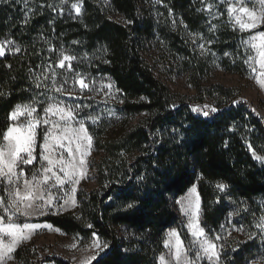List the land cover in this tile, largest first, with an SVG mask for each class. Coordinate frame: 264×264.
Instances as JSON below:
<instances>
[{"label": "trees", "instance_id": "obj_1", "mask_svg": "<svg viewBox=\"0 0 264 264\" xmlns=\"http://www.w3.org/2000/svg\"><path fill=\"white\" fill-rule=\"evenodd\" d=\"M59 1L0 2V38L11 37L19 49L0 56V142L17 104L45 97L42 107L56 92L63 48L79 57L69 76H108L120 96L86 122L91 184L82 183L74 209L38 219L107 242L109 250L91 264H158L170 227L190 239L173 198L196 184L201 224L209 235L222 233L219 264L261 261L264 243L248 236L264 216V162L253 156L264 157V119L232 87L197 82L195 95H177L159 73H170L171 60L184 54L183 24H196L192 0H164L166 14L181 16L177 28L166 17L159 25L142 8L151 0H83L79 18L60 13ZM205 101L217 111L208 117L192 111L191 104ZM221 183L228 186L223 192ZM131 202L137 207L127 209ZM229 221L230 235L223 234ZM13 256L19 264L42 261L31 243ZM44 259L71 264L60 256Z\"/></svg>", "mask_w": 264, "mask_h": 264}, {"label": "rangeland", "instance_id": "obj_2", "mask_svg": "<svg viewBox=\"0 0 264 264\" xmlns=\"http://www.w3.org/2000/svg\"><path fill=\"white\" fill-rule=\"evenodd\" d=\"M100 1L105 3V5L109 2V0ZM230 2L232 6H240L236 4V0H230ZM73 5H77L80 8L79 13L76 12ZM209 5H213V7L209 9ZM243 6L247 7L249 10L257 12L259 9V5L254 7L251 3L244 4ZM228 7L229 4H221L219 0H192L191 8L194 10L193 19L196 24L193 27H190L189 24L186 23L183 24L184 54L180 55L177 53L175 59L171 60L173 69L170 73L166 71L159 73L161 78L167 82L171 91L177 95H195L197 90L194 85L197 82L202 86L222 84L227 87H232L236 93H239L241 98L252 102L258 114L264 119V84L260 83V81H264V68L261 67L259 62L261 58L259 57L257 50L251 46V43H243L249 41L251 36L256 35L263 30H261L259 26L256 29H246L241 31L239 24L235 22L234 18L236 14L240 13H234L233 17L230 19L228 15ZM58 8L60 13H71L73 16L79 18L83 13V0H66V2L60 0L58 2ZM142 8L145 10H151L156 16V22L159 23V25L163 24L165 17L170 18L174 28H177L178 24L183 22L180 14L177 12L172 11L167 12L166 14L168 6L164 0L143 1ZM240 15L242 20L249 22L247 16H244L243 14ZM114 16L115 18H118L119 15ZM213 25H215V29L212 28ZM8 41H11L12 43H6ZM209 41H211V43H209ZM252 43L259 44V41H254ZM201 44L204 45L203 49L200 47ZM0 45L3 46L4 53L16 49V43L11 37L0 38ZM62 51L63 53L60 61L64 56L72 57L68 54L66 48H63ZM225 53H228L229 55H225ZM250 57L251 59H249ZM78 58L79 57H76L74 60L76 61ZM72 61L73 59L64 61V66L61 67L63 69L62 72L59 73L57 83V88H60L61 91L53 93L50 96L52 99L46 101L42 107L40 106V102H42L45 97H40L36 103H20L19 105L21 106L28 104L31 107H34L36 112H34L32 116H29L28 113L25 112L15 120L11 119L9 127L18 126L20 124L26 125L33 119L59 121L58 115H52L51 113L46 114L44 111V109L52 103H58L59 106L64 107L65 109L71 107L74 110L75 120H84L86 128V122L88 120H95L99 113L103 114L108 112L107 107L105 106L106 103H114L120 96L112 80L105 75L101 76L98 74L92 76L90 74H83L76 71H74L75 73H73V75L69 76L67 73L73 72V70L68 71ZM245 61L248 62L245 63ZM181 68L183 70H181ZM81 80L87 85V88L82 87L80 83ZM83 100L85 101L83 102ZM191 108H198L206 111L213 107L211 106L210 101H205L203 103H193L191 104ZM195 113L200 114L199 111ZM89 117H91V119H89ZM60 123L61 126H63L64 122L60 121ZM51 126V123H40L37 126L36 148L34 152L37 159L34 161L33 165L23 166L26 174L25 178L30 179L32 172L41 168L39 154L42 151V148L40 146L44 143L43 137L45 131ZM72 126L78 127L74 122ZM55 131L57 135L60 134V129H56ZM87 132L88 135L91 136L88 129ZM39 136H41V141L38 145L37 142ZM50 143L55 149V159L59 160L62 150L56 147L54 141H50ZM64 143L67 144L68 141H64ZM72 146L75 148V143H73ZM92 153L93 147L91 145L89 154L84 157L86 164L81 169L84 172V175L80 177L78 184L65 183L62 188L58 187L52 190V195L60 196L61 199H54L52 206L50 208L44 207L42 213L33 212L30 216L17 215L13 218L14 222L20 225L21 228L26 223L37 225V227L32 229H23V235L27 238L21 240L15 246L13 252L23 243H31L36 258L42 260L40 264H54L52 261L44 259L49 256L65 257L71 264H81L83 259L89 256H96L97 249L93 246V241L98 237L101 243L105 242L97 234H95V236L93 234L90 236H84L80 233H67L48 221L38 219L47 214H57L75 208L77 204V193L80 190L82 183L87 181L88 184H91L89 162ZM63 156L65 160L70 159L67 151H63ZM75 157L76 163L78 164L80 159L79 153H75ZM43 164L47 166V161H44ZM53 170L63 177V173L59 172L58 167ZM52 182L54 181H50V183ZM20 187L21 189L23 188V181H21ZM73 187L76 188L75 192L72 191ZM193 189H195V193H193ZM196 194L199 196L197 185L193 184L183 194L173 198L177 211L181 217V221L184 222L190 239L185 242L178 226L170 227L165 233L164 248L158 256V264H161L160 258L162 256L164 257V264H174L176 238H169V233L173 230L179 234V239L182 241L184 249L187 250L188 259L190 261H193L194 264H216L214 260L209 261L204 257L202 252L201 258L199 260L196 259V248L193 247V244L196 243L198 247V239L202 240L204 237L196 238L192 235V232L188 227L189 218L182 210V205L186 206L189 198L193 200V203L195 202ZM0 197L4 198L5 204L8 203L7 191L3 186H0ZM65 200L69 201V203L65 204ZM73 200L75 201L74 204L72 203ZM199 200L201 205L200 196ZM62 205L63 207H61ZM7 215L8 214L4 213L3 209L0 208V216L4 217L2 223L5 225L8 223ZM199 220L200 227L204 229L201 224V211ZM230 224L229 221L224 225L223 234H226L227 232V235L229 234L231 228ZM205 236L217 245V250L220 254L221 239L216 240L215 237L219 236L222 238V233L209 235L205 231ZM0 239L7 244L11 238L4 233H0ZM166 240H169V247H165ZM13 252L10 254L11 258L6 259L3 264H19L13 256ZM253 261H259V259L256 258Z\"/></svg>", "mask_w": 264, "mask_h": 264}, {"label": "snow or ice", "instance_id": "obj_3", "mask_svg": "<svg viewBox=\"0 0 264 264\" xmlns=\"http://www.w3.org/2000/svg\"><path fill=\"white\" fill-rule=\"evenodd\" d=\"M0 2L6 3L7 0H0ZM64 2H66V0H64ZM219 2L221 4H229L228 15L230 19L233 17L234 13H240L249 18V22H245L242 20L240 14L235 15V22L239 24L241 31L256 29L261 24H264V0H236V4L240 5L239 7L232 6L230 0H219ZM248 3L253 4L254 7L259 5L258 12L249 10L247 7L243 6ZM208 7L211 9L213 5H209ZM73 8H75L77 13L80 12V8L77 5H73ZM212 28L215 29V25H213ZM254 41H259V44L252 43ZM6 43L11 44L12 42L8 41ZM209 43H211V41H209ZM243 43H251V46L257 50L261 58L259 62L261 67L264 68V31L258 32L256 35L251 36L249 41ZM200 47L203 49L204 45L201 44ZM16 50L19 51L18 48ZM4 54L3 46L0 45V56ZM225 55L229 54L225 53ZM72 59L75 58L64 56L59 66L63 67L64 61ZM249 59H251V57ZM247 62L248 61H245V63ZM53 75H55V73H53ZM80 83L82 87L87 88L83 80H81ZM260 83L264 84V81H260ZM36 86L41 87L39 83ZM55 90L57 92L61 91L60 88H56ZM0 95H3V93H0ZM49 99L52 98L50 97ZM33 103H36V101H33ZM234 103H236V101H234ZM44 111L46 114L51 113L52 115H58L59 121L33 119L26 125L20 124L18 126L9 127L3 134L2 142H0V186H3L7 191L8 198V203L5 204L4 198L0 197V208L3 209L4 213L8 214V223L6 225L2 223L4 217L0 216V233H4L11 238L7 244L0 239V264H3L6 259H10V254L13 252L15 246L21 240L27 238L23 235V229L37 227V225L26 223L21 228L20 225L14 222L13 218L17 215L30 216L33 212L42 213L44 207L50 208L52 206L54 199H61L60 196L52 195L53 189L58 187L62 188L65 183L78 184L80 177L84 175V172L81 170L86 164L84 157L89 154L92 145V137L88 135L84 120H75L74 110L71 107L65 109L59 106L58 103L49 104ZM192 111H199L201 115L208 117L212 113H215L217 109L213 107L205 111L193 108ZM25 112H27L29 116H32V114L36 112V109L28 104L23 106L18 104L11 113L10 118L15 120ZM89 119H91V117H89ZM60 121L64 122L63 126H61ZM73 122L77 124L78 127H73ZM40 123H51L52 126L45 131L43 137L44 143L40 146L42 148L39 154L41 168L33 171L31 178L28 179L25 178L26 174L23 166L33 165L34 161L37 159L34 152L37 137L36 128ZM56 129H60L59 135L56 134ZM50 141H54L56 147L62 150L59 160L55 159V149L52 147ZM64 141H68V143L65 144ZM73 143H75V148L72 146ZM248 146L251 148L250 144ZM63 151H67L70 159L65 160ZM75 153H79L80 156L78 164L76 163ZM253 156L256 160L264 162V157L257 155L254 151ZM44 161H47V166L43 164ZM57 167L59 168V172L63 173V177L53 170ZM21 181H23L22 189L20 187ZM50 181L54 182L50 183ZM217 187L223 192L228 186L221 183L218 184ZM72 191L75 192L76 188L73 187ZM192 191L195 193V189ZM64 203L68 204L69 201L65 200ZM72 203L74 204L75 201L73 200ZM61 207H63V205ZM125 207L127 209H133L137 207V204L131 202L126 204ZM182 210L189 218L188 227L192 235L196 238L204 237L202 240L198 239V247L196 243L193 244V247L196 248V259L199 260L201 258L202 252L204 257L209 261L214 260L216 264H219L220 254L217 250V245L205 236L204 229L200 227L199 216L201 205L198 194H196L195 202L193 203V200L189 198L187 205H182ZM89 227H91V225H89ZM254 227L257 229V232H253L249 235L248 239L259 238L261 242L264 243V216L260 217ZM238 231H243V229H238ZM93 235L95 236V233ZM172 237L176 238L174 264H194L193 261L188 259L187 250L184 249L182 241L179 239V234L175 230L169 233V238L171 239ZM215 239L219 240L221 237L216 236ZM93 246L97 249L96 256L100 253L106 254V250L110 248L107 242L101 243L98 237L93 241ZM165 247H169V240L165 241ZM96 256H89L83 259L81 264H91V261L96 259ZM160 260L161 264H164L163 256ZM246 264H249V262H246ZM250 264H264V254H262L261 261H252Z\"/></svg>", "mask_w": 264, "mask_h": 264}]
</instances>
